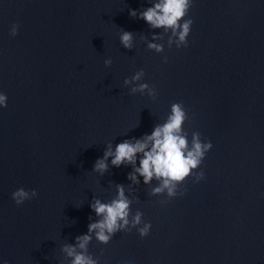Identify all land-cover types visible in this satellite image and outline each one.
<instances>
[{"label": "water", "instance_id": "95a60500", "mask_svg": "<svg viewBox=\"0 0 264 264\" xmlns=\"http://www.w3.org/2000/svg\"><path fill=\"white\" fill-rule=\"evenodd\" d=\"M149 6L0 0V264H62L60 247L96 220L92 199L110 201L116 184L128 195L130 167L92 172L106 145L150 135L176 102L191 118L189 140L199 132L212 144L205 178L163 205L141 179L131 208L149 235L93 238L89 254L99 264H264V0H193L188 46L168 48L165 37L160 54L147 50L158 30L128 14ZM140 69L155 100L123 86ZM19 188L38 195L16 206Z\"/></svg>", "mask_w": 264, "mask_h": 264}, {"label": "clouds", "instance_id": "9594fccd", "mask_svg": "<svg viewBox=\"0 0 264 264\" xmlns=\"http://www.w3.org/2000/svg\"><path fill=\"white\" fill-rule=\"evenodd\" d=\"M151 5L142 10L129 9V17L143 20L151 30H158L159 34L152 35L153 42L147 43V50L160 54L164 51L165 37L168 48H186L188 36L193 20L188 18L193 6V0H148ZM19 25H11L9 35L15 37L18 34ZM144 41V37H140ZM119 43L126 50L134 48L132 32L121 29ZM167 62V57L164 58ZM111 59L104 60V66L110 67ZM145 76L143 69L135 72L130 78H125L123 86L129 89V95L145 93L152 100L156 99L157 92L154 87L141 83ZM7 107V96L0 93V109ZM188 110L183 102L171 104L170 112L163 123L154 126L150 135L140 139L124 140L115 145L108 143L103 156L97 159L92 172L103 176L109 168L130 167L127 180L131 183L115 185V196L107 202H101L99 198H93L89 204L90 210L95 214L93 222L89 217L87 233L75 238L74 244L66 243L59 249L62 256V264H99V258H93L89 254V244L95 239L98 244L107 245L118 232L130 233L133 229L139 237L149 235L151 224L143 220L140 210L132 212L131 205L138 200L132 197L136 190L133 186H139L141 179L145 186L150 187L148 195L153 197L164 196L160 200L161 205L169 200L182 197L185 194L184 182L191 180L193 184L199 183L204 177L201 165L206 154L212 148L209 141H203L199 132L189 133L184 129L186 122H190ZM110 161V163H109ZM138 164V166H137ZM155 182L156 186L151 187ZM35 190L19 188L11 194V200L16 206L36 198ZM6 264V262H5Z\"/></svg>", "mask_w": 264, "mask_h": 264}]
</instances>
